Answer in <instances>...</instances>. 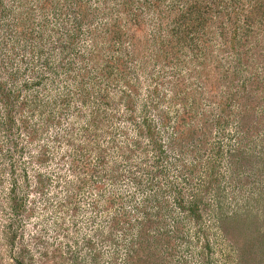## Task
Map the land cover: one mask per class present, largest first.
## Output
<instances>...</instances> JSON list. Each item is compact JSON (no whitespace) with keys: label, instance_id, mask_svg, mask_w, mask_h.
<instances>
[{"label":"rangeland","instance_id":"obj_1","mask_svg":"<svg viewBox=\"0 0 264 264\" xmlns=\"http://www.w3.org/2000/svg\"><path fill=\"white\" fill-rule=\"evenodd\" d=\"M255 1L0 0V264H264Z\"/></svg>","mask_w":264,"mask_h":264},{"label":"trees","instance_id":"obj_2","mask_svg":"<svg viewBox=\"0 0 264 264\" xmlns=\"http://www.w3.org/2000/svg\"><path fill=\"white\" fill-rule=\"evenodd\" d=\"M178 2V4H174V9L181 11V13L176 17L174 23H183L189 29H191L190 26H192L195 29L194 31H199V29L203 28L208 18L212 17L211 15L214 14L221 15L220 20L222 23L229 22L230 25L233 24L237 26L240 21L239 17L241 16V13L245 11L244 7L251 6L248 5L251 3V0H182L181 3L180 0H178ZM257 5L258 0L253 3V7L248 17L249 19L260 9ZM222 6H224V8L220 10ZM236 37L237 32H234L233 38ZM3 87L4 82L0 81V89H3ZM16 97H18V95H16ZM146 113H148V111H145V115ZM248 120L249 118L246 115L244 123ZM145 124L152 129L150 123L147 124L146 121ZM190 205L191 208L195 209L196 201L192 200ZM20 208H22V205L18 206V204H16L15 210H19Z\"/></svg>","mask_w":264,"mask_h":264}]
</instances>
